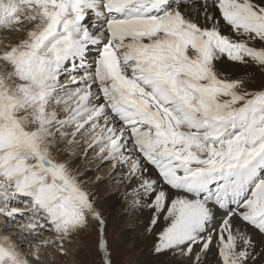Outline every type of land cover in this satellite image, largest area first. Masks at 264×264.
<instances>
[{
    "label": "snow or ice",
    "instance_id": "obj_1",
    "mask_svg": "<svg viewBox=\"0 0 264 264\" xmlns=\"http://www.w3.org/2000/svg\"><path fill=\"white\" fill-rule=\"evenodd\" d=\"M0 32V264H119L104 173L156 258L264 264V0H0Z\"/></svg>",
    "mask_w": 264,
    "mask_h": 264
},
{
    "label": "rangeland",
    "instance_id": "obj_2",
    "mask_svg": "<svg viewBox=\"0 0 264 264\" xmlns=\"http://www.w3.org/2000/svg\"><path fill=\"white\" fill-rule=\"evenodd\" d=\"M6 34L0 32V39H3ZM12 39H15V37H12ZM264 82L261 78H257L256 86L259 87L260 84ZM105 175V182L109 186V191L107 192H100L96 190V193L99 197V207L102 209L103 214L105 218L109 222V239L110 242L113 244V250L114 255L122 257L119 261V264H137L138 259L135 257L137 253L142 252V248H139V250H135V255H132L134 252L133 247L135 246V242L128 243L127 245H124V240L121 239V237L128 236L133 234L137 231V226L135 225L133 221V215L134 213H131L127 210L126 202L122 199V205H123V213L126 216L125 221L123 223L117 225V220H112V211L111 208L108 205V194L113 191L114 193L120 192V187L118 185H115L111 181L108 180L106 173ZM121 197V196H120ZM140 216H137L136 218L139 219ZM141 225L143 222L140 223ZM125 227V228H124ZM126 229V230H125ZM133 232V233H132ZM140 233V232H139ZM146 236V235H145ZM150 238L149 236H146V238ZM88 236H85V243H90ZM132 247V248H131ZM73 251L77 252V255L74 257L73 260L69 261V264H94V261L96 257L91 254L87 247L81 245V246H73ZM131 254V255H130Z\"/></svg>",
    "mask_w": 264,
    "mask_h": 264
},
{
    "label": "bare ground",
    "instance_id": "obj_3",
    "mask_svg": "<svg viewBox=\"0 0 264 264\" xmlns=\"http://www.w3.org/2000/svg\"><path fill=\"white\" fill-rule=\"evenodd\" d=\"M96 190L100 192H107L109 191V186L105 182L104 184L98 186ZM108 205L111 208L112 211V220L116 221L117 220V225L123 223L125 221L126 216L124 215L123 211V205H122V197H120L119 194L114 193L111 191L108 195ZM138 215L134 214L133 221L135 225L137 226V231L139 232H132L133 234L121 237L123 239L124 245H127L128 243L135 242V246L133 247V254L135 255V250H139V248H142L141 253H137L135 257L138 259L137 264H169V257H160L159 259L156 258L152 252H151V247H152V239L146 238L145 233H144V226L143 224L141 225L140 223L144 221L145 217L140 216L139 219H137ZM125 228V227H124ZM126 230V229H125ZM132 248V247H131ZM131 255V254H130Z\"/></svg>",
    "mask_w": 264,
    "mask_h": 264
}]
</instances>
